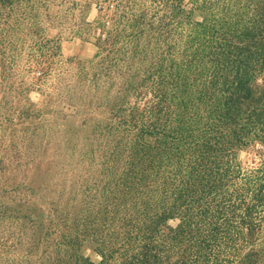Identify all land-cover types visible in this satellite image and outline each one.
Wrapping results in <instances>:
<instances>
[{
	"label": "trees",
	"instance_id": "1",
	"mask_svg": "<svg viewBox=\"0 0 264 264\" xmlns=\"http://www.w3.org/2000/svg\"><path fill=\"white\" fill-rule=\"evenodd\" d=\"M27 2L0 0V49ZM194 7L175 31L100 25L103 60L128 70L123 135L109 189L54 228L47 264H264V149L236 162L264 145V0Z\"/></svg>",
	"mask_w": 264,
	"mask_h": 264
},
{
	"label": "rangeland",
	"instance_id": "2",
	"mask_svg": "<svg viewBox=\"0 0 264 264\" xmlns=\"http://www.w3.org/2000/svg\"><path fill=\"white\" fill-rule=\"evenodd\" d=\"M176 1L181 4L25 3L19 29L10 32L0 49V264H47L58 238L52 235L54 228L90 208L97 191L109 189L108 160L114 131L120 132L128 70L123 61L103 60L100 25L123 32L134 26L180 30L169 17L188 15L204 0ZM197 12L192 18L199 21ZM260 149L264 145L238 151L241 171L262 163Z\"/></svg>",
	"mask_w": 264,
	"mask_h": 264
}]
</instances>
